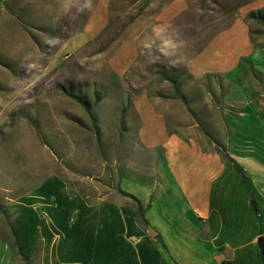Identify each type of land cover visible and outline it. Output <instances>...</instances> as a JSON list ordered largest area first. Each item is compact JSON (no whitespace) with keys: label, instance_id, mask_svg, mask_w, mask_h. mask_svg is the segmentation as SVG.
I'll return each mask as SVG.
<instances>
[{"label":"rangeland","instance_id":"374dc122","mask_svg":"<svg viewBox=\"0 0 264 264\" xmlns=\"http://www.w3.org/2000/svg\"><path fill=\"white\" fill-rule=\"evenodd\" d=\"M22 1L0 26V236L13 240L21 195L51 172L144 226L150 185L157 213L197 221L181 196L167 206L163 160L244 154L264 136V25L249 16L264 0ZM63 85L98 90L97 125Z\"/></svg>","mask_w":264,"mask_h":264},{"label":"crops","instance_id":"0c3cea01","mask_svg":"<svg viewBox=\"0 0 264 264\" xmlns=\"http://www.w3.org/2000/svg\"><path fill=\"white\" fill-rule=\"evenodd\" d=\"M24 9L22 0H0V26ZM214 132L221 143L226 140L224 131ZM256 138L247 137L241 145L244 154L223 149L245 175L221 152L210 153L207 160H163L167 206L181 196V206L193 208L197 221L192 222H174L166 212L157 213L151 185L145 192L149 209L144 226L139 212L123 200L92 201L51 172L20 197L14 223L22 248L37 251L36 264H264L258 244L264 235V136ZM218 144L227 148L228 143ZM172 175L177 177L170 179ZM27 222H32V237L20 232ZM151 227L156 233L151 234ZM16 263L8 238L0 236V264Z\"/></svg>","mask_w":264,"mask_h":264},{"label":"trees","instance_id":"16d2710c","mask_svg":"<svg viewBox=\"0 0 264 264\" xmlns=\"http://www.w3.org/2000/svg\"><path fill=\"white\" fill-rule=\"evenodd\" d=\"M249 16L251 18L257 20L259 23L264 25V12L263 11H258V12L251 11L249 13ZM163 76H165V78L172 81L176 92L179 93V95H180L181 92H180V88H179V84H178V79L175 78L174 76H170V75L166 74V72H163ZM62 88L67 95H69L71 98L75 99L78 103H80L86 109V111L89 114L93 124L97 125V121L99 118H98V116L94 110H95L98 99H100V94H99L98 90H95L93 92L94 97H91L88 95V92H86L84 90L76 89L74 86H71V85H63ZM46 143L50 144L49 140H47ZM224 156L227 158L228 164L235 165L245 175L244 169L236 160L232 159L227 153ZM11 229L13 231V240L9 239L8 243L10 244V247L13 251V255H14L15 259H17L18 262L20 259V260L24 261L25 264H36L37 256H38L37 251H35L32 254L27 253L22 248L20 237H19L18 231L16 229V226H13ZM258 244H259L261 250L264 252V235L259 236ZM18 262L16 264H19Z\"/></svg>","mask_w":264,"mask_h":264},{"label":"water","instance_id":"95a60500","mask_svg":"<svg viewBox=\"0 0 264 264\" xmlns=\"http://www.w3.org/2000/svg\"><path fill=\"white\" fill-rule=\"evenodd\" d=\"M150 232H151V234H154V233H156V230H154V228H150Z\"/></svg>","mask_w":264,"mask_h":264}]
</instances>
